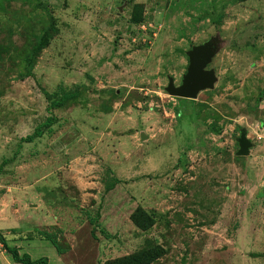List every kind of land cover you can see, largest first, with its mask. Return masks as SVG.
Masks as SVG:
<instances>
[{
  "label": "rangeland",
  "instance_id": "374dc122",
  "mask_svg": "<svg viewBox=\"0 0 264 264\" xmlns=\"http://www.w3.org/2000/svg\"><path fill=\"white\" fill-rule=\"evenodd\" d=\"M210 39L213 87L177 100ZM0 233L49 264H264V0H0Z\"/></svg>",
  "mask_w": 264,
  "mask_h": 264
},
{
  "label": "water",
  "instance_id": "95a60500",
  "mask_svg": "<svg viewBox=\"0 0 264 264\" xmlns=\"http://www.w3.org/2000/svg\"><path fill=\"white\" fill-rule=\"evenodd\" d=\"M215 54L214 42L210 39L197 44L186 51L188 65L182 75L180 84L175 85L173 80H168L166 91L168 94L182 98H195L197 93L206 88H212L215 81L213 69H207V65ZM251 141L246 137L245 131H241L238 137L237 155H247Z\"/></svg>",
  "mask_w": 264,
  "mask_h": 264
},
{
  "label": "trees",
  "instance_id": "16d2710c",
  "mask_svg": "<svg viewBox=\"0 0 264 264\" xmlns=\"http://www.w3.org/2000/svg\"><path fill=\"white\" fill-rule=\"evenodd\" d=\"M48 39L46 35H43L42 37H40V39L38 40L35 49H41L43 47H45L48 44ZM74 96L73 92H63L60 95L59 100H54L51 102L50 106L55 107L60 105L62 102L72 98ZM177 100H180L181 97H176ZM52 118L51 117H47L43 122H41L39 125H37L34 130L32 131V133L26 135L25 137H23L24 141L30 142L32 141L34 138L40 136L43 133V127L45 126H49L52 123ZM40 234H43L46 238L51 239V235L43 230V231H39ZM52 243L54 245V247L56 248V251L58 253L63 252V249L59 248L57 246V243L55 240L51 239ZM0 243L2 244V246L6 249V251H8L10 253V255L13 257L14 260L22 263V264H49L48 259L46 256H41V257H37L34 259H31L28 255V253L24 252L21 255L17 252V249H15L14 247H10L6 241V239L4 238V236L0 233Z\"/></svg>",
  "mask_w": 264,
  "mask_h": 264
}]
</instances>
